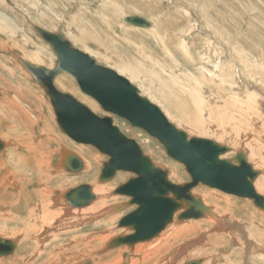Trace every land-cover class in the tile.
<instances>
[{
	"label": "rangeland",
	"instance_id": "374dc122",
	"mask_svg": "<svg viewBox=\"0 0 264 264\" xmlns=\"http://www.w3.org/2000/svg\"><path fill=\"white\" fill-rule=\"evenodd\" d=\"M135 15L152 20L157 32L152 31L153 29L131 27L124 22L126 17ZM0 21V139L6 142L5 149L0 151V158L4 157L3 155L11 148H15V145L21 155L33 152L41 140H44L45 152L47 150L50 152L48 173L40 176L41 179L33 175L30 176V180L27 178L29 186H32L30 189L42 188L47 184L52 192V194L48 193L50 198V196H61L62 192L66 193L72 188L88 183L95 189L99 186L106 187L105 191L110 192V196L104 203L116 207L130 199L114 195L113 192L134 177L132 173L119 172L114 180L100 184L98 178L102 163L107 161L108 157L91 145L76 143L59 128L45 91L33 81L31 75L18 62V59H23L36 66L55 68L57 63L55 53L34 29V26H39L53 33H64L75 48L88 53L99 65L112 68L130 80L139 88L142 96L159 106L168 120L188 133L190 137L210 139L232 147L234 153L225 158H232L236 152L245 149L249 153L250 163L254 169L261 172L255 187L258 193L264 195V0H0ZM186 50L190 55L186 54ZM36 53L40 54L41 62L32 61L27 57ZM159 64L170 68L175 74L181 73L179 69L176 70L178 65H182L196 77L206 79L203 82L205 87L201 90L203 94L207 96L206 91L209 90L217 94L221 100L224 97L228 101L222 103L219 100L215 106L209 104L210 106L207 105L205 111L201 112V107L198 108L187 96L180 94L178 97L173 82H169V75ZM248 66L251 68L248 69ZM229 75L232 77L230 78ZM55 83L61 92L71 94L97 116L113 117L114 124L122 133L135 139L157 166L169 171L170 181L175 184L190 181L185 167L168 157L164 147L156 139L141 129L131 128L125 119L103 111L96 100L81 91L74 77L61 73L56 77ZM246 90L248 92L250 90V94L253 91L257 92L258 102L253 101L252 94V101L243 103L245 96L242 98V95L247 94ZM235 97H239L240 101ZM178 99L182 103L180 106L176 105L179 103ZM226 103L230 106L227 110L224 109ZM254 106H257L258 111ZM246 109L251 114L258 113L259 121H253L254 118H250V113ZM182 111L184 115L181 114ZM243 113L245 121L240 125L238 117ZM191 114L194 117L198 116L199 124L195 125L188 119L187 116ZM6 115L9 117L6 118ZM14 116L22 117V127L18 128L12 124L13 134H6L7 130L11 131L10 122H14V125L21 124ZM7 119H10V122ZM226 132L229 135L243 136L241 145H234L232 140L224 137ZM14 135L25 137L15 138ZM45 136H50L51 139L48 140ZM62 149H68L82 156L91 167L87 166V170L77 175L65 171L60 173ZM31 163L36 164L35 160ZM8 165L12 169L11 164L5 166ZM49 173L58 176L52 185L48 178ZM21 174L20 171L6 177L0 174V214L5 209L4 201H10L8 198L5 199L4 195H17L22 191L23 186L19 182ZM8 179L11 180L7 181ZM193 194L201 197L205 205L223 219L221 223L218 222L222 226L216 223L208 224L209 220L206 218L179 222L175 219L150 241L136 244L134 247L121 246L108 250L107 244L113 238L132 233L130 229L119 228L118 223L134 211L136 206L115 210L114 213L109 212L110 215L104 219V223L97 228H87L82 233L75 231V228L65 230L71 218L63 215L61 219L56 220L54 228L52 222L43 225L42 229L40 224L38 237L27 233L22 240L15 235L17 230L14 225L4 228L5 224L0 220V237L10 238L19 244L13 255L0 257V264H186L200 259L202 264H264V251H262L264 241L250 240L252 238L250 234H254V237L257 234H264V211L258 209L249 199L228 195L206 186H198ZM98 198L93 203L95 206L101 204V198ZM228 200L232 201V206L228 207L226 203ZM50 203L53 204V201ZM37 204L32 202L30 213L29 210L27 211L29 221L36 219L31 211L37 208ZM196 222L201 223V227L191 233L188 229L177 231ZM256 222L261 223L263 228L255 227ZM34 224L35 221L30 224V228L35 229ZM9 230H12V233ZM93 231L99 239L108 236V239L102 242H93L91 249L95 247L94 256H82L85 252L83 249L82 254L80 253L82 257L80 258L79 255L76 258L77 262L69 263L65 258L77 256L79 252L68 248L62 252L65 257L58 255L59 258L57 256L54 258L53 253L58 252L57 247L71 245L73 240L77 242L76 238L79 235L83 236ZM103 233H107V236ZM53 235L59 238L50 239L49 237ZM242 236L245 240H242ZM196 239H199L197 244H195ZM160 241L163 243L159 244ZM242 241L246 245L245 243L243 245ZM258 246L263 248L259 249ZM247 247L251 250H247ZM195 249L198 251L196 252ZM193 250L195 254L192 253ZM216 253L221 254L223 259H215ZM18 256L22 259L17 260ZM171 256L175 257L174 260L168 261Z\"/></svg>",
	"mask_w": 264,
	"mask_h": 264
},
{
	"label": "water",
	"instance_id": "95a60500",
	"mask_svg": "<svg viewBox=\"0 0 264 264\" xmlns=\"http://www.w3.org/2000/svg\"><path fill=\"white\" fill-rule=\"evenodd\" d=\"M125 21L143 29L151 27V22L136 15L128 16ZM34 29L51 46L57 59L56 66L49 69L23 59L18 62L45 91L59 128L76 143L91 145L108 157L102 163L100 183L114 180L119 172L134 175L113 192L130 199L115 210L136 206L118 223L119 228L130 229L132 233L113 238L108 243V250L150 241L175 219L200 220L209 215L222 222L223 219L216 216L201 197L193 194L198 186L249 199L264 211V196L255 187L261 172L254 169L243 151L225 158L232 153L230 147L210 139L190 137L171 123L159 106L142 96L130 80L112 68L102 67L88 53L75 48L64 33H53L39 26ZM61 73L74 77L81 91L96 100L103 111L125 119L131 128L141 129L156 139L168 157L185 167L190 181L183 184L170 181L169 171L157 166L135 139L122 133L113 117H99L71 94L60 92L55 79ZM5 147L0 139V151ZM65 159L68 165H64ZM61 163L74 174L83 170L82 159L67 149L61 151ZM64 198L72 208H84L96 200L88 183L69 190ZM14 250L13 241L0 237V257L10 256ZM202 263L198 260L186 264Z\"/></svg>",
	"mask_w": 264,
	"mask_h": 264
},
{
	"label": "bare ground",
	"instance_id": "6f19581e",
	"mask_svg": "<svg viewBox=\"0 0 264 264\" xmlns=\"http://www.w3.org/2000/svg\"><path fill=\"white\" fill-rule=\"evenodd\" d=\"M127 18V17H126ZM125 18V19H126ZM125 19H124V22L127 24V25H129V26H131V27H136V26H133V25H130V24H128L126 21H125ZM146 19V18H145ZM2 20V19H1ZM149 22H151V27H149V30L150 29H153L152 31H154L155 33L157 32V30H156V25L154 24V22L152 21V20H149V19H147ZM3 22V21H2ZM0 24H1V21H0ZM136 28H140V27H136ZM117 33L119 32V29H118V31H116ZM116 35V34H115ZM158 39V38H157ZM185 49H188V48H186L185 47ZM186 54L187 55H190V53H189V51L188 50H186ZM242 56V55H241ZM28 58H30L32 61H38V62H41V56H40V54L39 53H36V54H31V55H28L27 56ZM245 57V56H244ZM221 59V58H220ZM247 59V58H246ZM158 61V60H157ZM212 61V60H211ZM223 62V61H222ZM247 62V61H246ZM221 63V62H220ZM250 63V62H249ZM222 64V63H221ZM221 64H220V66H221ZM242 64H243V62H242ZM244 64H245V62H244ZM159 66H161V68L163 69V71L167 74V75H169L168 77L170 78L169 79V82L170 83H172L173 82V84H174V86H175V88L177 89V92H178V97H179V95L181 94L182 96L184 95L185 97L187 96L195 105H197L198 106V108L199 107H201V109H200V111L201 112H204L205 111V108L207 107V105H211V106H215V104L216 103H218V101L220 100L221 102L223 101H228V99H225L224 97H223V100H221L220 98H219V96L217 95V94H213V93H211L209 90H207L206 91V93H207V96L205 95V94H203V92L201 91L202 89H204V87H205V85H204V80H206L204 77L205 76H203V78H204V80L203 79H200V78H198V77H196L195 75H193L194 73H190L185 67H183L182 65H178L177 66V70L176 71H178V69H179V71H181V73L179 74H175L172 70H170V68L168 69V68H166V66L165 65H163V64H159ZM250 66V65H249ZM248 66V67H249ZM102 67H104V66H102ZM225 67V66H224ZM245 67H246V64H245ZM107 68V67H106ZM160 68V67H159ZM234 68V67H233ZM251 67H249L248 69H250ZM222 69V68H221ZM204 70V69H203ZM220 70V69H219ZM246 71V70H245ZM212 72V71H211ZM210 72V73H211ZM209 73V72H208ZM254 73V72H253ZM152 74H153V72H152ZM215 74H216V72H215ZM221 75V74H220ZM248 75V74H247ZM262 75V74H261ZM254 76V75H253ZM252 76V77H253ZM229 77L231 78L232 76L231 75H229ZM228 77V78H229ZM256 77V76H255ZM263 77V76H262ZM261 77V78H262ZM250 78H251V76H250ZM232 82V81H231ZM243 83V82H242ZM56 84V83H55ZM250 84V83H249ZM226 85V84H225ZM222 86H224V85H222ZM232 86V85H231ZM220 87V86H219ZM167 89V88H166ZM250 89V88H249ZM206 90V89H205ZM221 90V89H220ZM256 90H257V88H256ZM60 91V90H59ZM172 91V90H171ZM226 91H228V90H226ZM247 91V90H246ZM258 91V90H257ZM61 92V91H60ZM250 90H249V92L247 91V94H245V93H243L244 95H242V98H243V96H245V98H244V100H242L243 101V103H246V102H248L249 100L250 101H252V97H253V101L254 102H258V96H257V92H254L253 91V96H252V94H250ZM220 93H222V92H220ZM250 94V95H249ZM173 95V94H172ZM252 96V97H251ZM145 97V96H144ZM177 97V96H176ZM229 97H231V96H229ZM233 97V96H232ZM240 97V96H239ZM239 97H235V99H238L239 101H240V98ZM174 98V97H173ZM241 98V99H242ZM249 98V99H248ZM171 100V99H170ZM208 100V101H207ZM168 101V100H167ZM189 101V100H188ZM178 102L179 103H177L176 105L177 106H180V105H182V103H181V100H179L178 99ZM222 102V103H223ZM174 103V102H173ZM250 103H252V102H250ZM193 104V105H194ZM213 104V105H212ZM236 104V103H235ZM209 105V106H210ZM249 105H251V104H249ZM255 105V104H254ZM189 106V105H188ZM233 106H234V104H233ZM230 106L226 103V106L224 107V109H228ZM235 107V106H234ZM252 107H253V105H252ZM255 107V109L258 111V109L256 108L257 106H254ZM250 108V107H249ZM194 109V108H193ZM254 109V108H253ZM181 110V109H180ZM189 110V109H188ZM204 110V111H203ZM242 110H244V108H242ZM184 111H186V110H184ZM190 111V110H189ZM235 111V110H234ZM246 111H249L248 109H246ZM191 112V111H190ZM241 112H244V111H241ZM252 112V111H251ZM255 113H256V111H254ZM253 112V113H254ZM94 113V112H93ZM198 113H200V112H198ZM231 113V112H230ZM248 113V112H247ZM249 113H250V111H249ZM260 113V112H259ZM181 114H183V111H182V113ZM180 114V115H181ZM234 114V113H233ZM232 114V115H233ZM184 115V114H183ZM182 115V116H183ZM192 115V114H191ZM187 116L188 117V119H190L191 121H193V123L195 124V125H197V124H199L198 123V121H197V117H194L193 115L192 116ZM197 115V114H196ZM228 115V114H227ZM240 115V114H239ZM250 115V118L251 117H253L254 119H252L253 121H259V116H258V113H256L255 115L254 114H249ZM181 116V117H182ZM247 116H248V114H247ZM9 116H7L6 115V118H8ZM184 117V116H183ZM233 117V116H232ZM243 117H245V114L243 113V115H241V116H239L238 117V121L240 122L239 124L240 125H242V122L243 121H245V119L243 118ZM211 118V117H210ZM213 119V118H212ZM233 119V118H232ZM236 119V118H235ZM9 122H10V119H7ZM12 120V119H11ZM15 120V119H14ZM184 120V119H183ZM237 120V119H236ZM13 121V120H12ZM230 121H232V120H230ZM11 123V127H10V132H9V130H7V128H6V130H7V132H6V134H9V135H12L13 134V131H14V128H13V126H14V122H10ZM57 123V122H56ZM172 123V122H171ZM175 123V122H174ZM179 123V122H178ZM202 123V122H201ZM12 124H13V126H12ZM248 124V123H247ZM262 124V123H261ZM193 125V124H192ZM254 125H256V124H254ZM258 125V124H257ZM186 126V125H185ZM202 126V125H201ZM253 126V125H252ZM202 127H205V126H202ZM232 128V127H231ZM233 129V128H232ZM233 131V130H232ZM228 132V131H227ZM224 133L225 134V136L224 137H226L228 140H232L233 141V143H234V145L235 144H240L241 145V138L243 137V136H239L240 134H228V133ZM234 132V131H233ZM246 132V131H245ZM231 133V132H230ZM222 134V133H221ZM244 134V133H243ZM263 134H264V131H263ZM14 137L15 138H19L20 136L19 135H14ZM46 137V139H48V140H50L51 139V137L50 136H45ZM264 137V136H263ZM1 138V137H0ZM232 138V139H231ZM9 141H10V139H8ZM231 141V142H232ZM243 141V140H242ZM238 142V143H237ZM4 144H5V142H4ZM6 146V145H5ZM17 145H15V148H11L10 150H9V152L8 153H6L5 155H4V159H1L0 160V169H3L4 170V172H5V174H7V175H12V174H14L15 172H16V168L19 166V165H21V164H23V163H25V158H24V156L23 155H21L19 152H18V149H17V147H16ZM225 146H227V145H225ZM259 146V145H258ZM229 147V146H228ZM231 148V152L232 153H234V149L232 148V147H230ZM258 149V148H257ZM260 149H262V146L260 145ZM62 151V150H61ZM61 151H60V161H61ZM69 151V150H68ZM240 151H243L245 154H246V156H247V158H248V161L250 162V157H249V153L247 152V151H245V149L244 150H240ZM76 154V153H75ZM231 154V153H230ZM264 154V153H263ZM229 155V154H228ZM39 156H41V157H43L44 158V160H45V162H42V160H41V163L43 164V163H45V165H46V167L44 168V173H48V170L50 169L48 166V160H49V157H50V152H48V150H47V152H45V147H43V149H42V147H40V150H39ZM80 157V156H79ZM81 158V157H80ZM82 159V158H81ZM83 161V160H82ZM30 162V161H29ZM28 162V163H29ZM63 163H64V165H68V161H67V159H65V161H63ZM6 164H11L12 165V169H11V167L8 165V166H5ZM42 164H40V168H39V171H42L41 170V165ZM89 164V163H88ZM61 165H62V163H61ZM61 165H60V167H61ZM64 165H62L63 167H64ZM88 165H87V162L85 161V163H84V161H83V170L80 172V173H82L83 171H85V170H87L88 169V167H91L90 165L87 167ZM36 168H37V164H36ZM59 168V167H58ZM87 168V169H86ZM47 169V170H46ZM60 169V173H65V172H63L62 170H61V168H59ZM64 170H66L65 168H64ZM37 171V170H36ZM36 171L35 172H33V174L36 176ZM67 171V170H66ZM50 172H51V170H50ZM67 173H71V172H68L67 171ZM50 174V173H49ZM71 174H74V173H71ZM79 174V173H78ZM43 174H41L40 176H42ZM61 175V174H60ZM77 175V174H76ZM40 176H39V178H40ZM36 177H38V176H36ZM56 178H58V176H54V175H51L50 174V185H52V182L56 179ZM41 179V178H40ZM46 179V178H45ZM98 182H99V179H98ZM20 183H22V185H23V189L26 191V188H28V186H29V183L27 184L25 181H24V179H20ZM43 183V182H42ZM100 183V182H99ZM100 184H103V183H100ZM15 185V187L17 188V185L16 184H14ZM28 185V186H27ZM12 186V185H11ZM92 186V185H91ZM97 186V185H96ZM92 188H93V186H92ZM29 189V188H28ZM73 189V188H72ZM105 189H106V187H101V186H99L98 188L96 187V189L95 188H93V193H94V195L96 196V200L94 201V202H92L89 206H87V207H84V208H72V207H70L69 205H68V203H67V201H66V199L64 198V193L65 192H62L63 194H61V196H55V197H52V196H50V198H49V192H50V194H52V192L49 190V188H47L46 187V184H44V187H42V188H37L36 189V193H35V195L37 196V198H38V203H39V209L38 208H36L35 210H32L31 212L34 214V217L36 218V219H34V221H35V229H32V228H30V224L31 223H33L34 221H29V218H28V220L26 221V219H24V220H20V221H18L17 219H16V217L13 215V213H11V214H9V213H6V214H9V215H5V217H4V220H3V223L5 224H3L4 225V228H5V226L8 228L9 226H12V225H14V227H15V230H17V232H16V236H18L21 240H22V237L24 236L25 237V235L28 233H32V235H36V237H38L39 235H40V230H39V225L41 224V229L42 228H44V226L43 225H46V224H48V222H52L53 223V225H52V227L54 228L55 226H56V220L57 219H61L62 218V216L63 215H65L66 217H69V218H71V220H72V222H71V220H69V222L67 223V225H66V228H65V230L66 229H73V228H75V231H77V232H80L81 231V233L84 231V230H86L87 228H97L100 224H102V223H104L105 222V218L108 216V215H110L109 214V212H111V213H114L113 211H115V207H110V206H107V205H105V201L108 199V197L110 196V192H108V191H105ZM71 190V189H70ZM107 192H108V194H107ZM264 193V192H263ZM264 196V195H263ZM98 197H100L101 198V201H100V205H94L93 203H95L99 198ZM49 199H50V201L52 202L53 201V204H51L50 203V201H49ZM54 199V200H53ZM232 201L231 200H228L226 203H228L227 205H228V207L229 206H232V204L233 203H231ZM99 203V202H98ZM97 203V204H98ZM51 204V205H50ZM121 204V203H120ZM52 205H53V207H52ZM118 205V204H117ZM107 206V207H106ZM209 207V206H208ZM222 208H224V207H222ZM231 208V207H230ZM233 208V207H232ZM212 209V208H211ZM78 210L80 211V212H78ZM213 210V209H212ZM226 210V209H225ZM220 211V210H219ZM228 211H230V210H228ZM234 211V210H233ZM248 214H249V212H248ZM31 215V214H30ZM29 215V216H30ZM33 216V215H32ZM31 216V217H32ZM109 217V216H108ZM224 217V216H223ZM68 218V219H69ZM206 219H208L209 221H208V224H213V223H216L217 225H220L219 223H221V222H215V219H213V218H211L209 215H206V217H205ZM253 218V217H252ZM256 218V217H255ZM203 219V218H202ZM213 219V220H212ZM257 219V218H256ZM64 220H66V219H64ZM111 220H113V219H111ZM115 220V219H114ZM227 220V219H226ZM253 220H254V218H253ZM67 221V220H66ZM108 221V220H107ZM194 221V220H193ZM179 222V221H178ZM239 222V221H238ZM250 222V221H249ZM255 222V221H254ZM253 222H251V224H252ZM57 224H58V222H57ZM106 224V223H105ZM201 224V223H200ZM200 224H198V222H196V224H190L191 226L190 227H184V228H180V229H177V231L179 232L180 230H184V229H188V231H189V233H191L192 231H194V230H197L199 227H201V225ZM228 224V223H227ZM61 225H62V223H61ZM71 225H74V226H71ZM224 225H226V224H224ZM230 225V224H229ZM254 225H256L255 227H257L258 226V228H259V226H262V224L261 223H257L256 222V224H254ZM253 225V226H254ZM63 226V225H62ZM220 226H222V225H220ZM264 226V225H263ZM263 226H262V228H263ZM229 227V226H228ZM61 228V227H60ZM63 228V229H64ZM177 228V227H176ZM230 228V227H229ZM240 228H241V226H240ZM246 228H248V227H246ZM49 229V228H48ZM239 229V228H238ZM260 229V228H259ZM4 232H5V230L4 229H2ZM33 230V231H32ZM43 230H45V229H43ZM108 230V229H107ZM228 230V229H227ZM254 230V229H253ZM264 230V229H263ZM11 233H12V230H9ZM97 231V230H96ZM244 231H245V229H244ZM95 231H93V232H91V233H87V234H85V235H79L76 239H77V242H76V240H73V243H70L71 245H67V246H63V248H61V247H57V250L56 251H58L57 253H53V256H54V258H56V256H57V258H59V256H61V255H63L64 257H65V254H62V252H63V250H65V249H68V248H70V249H72V250H74V251H78L79 252V254H77V256H75L74 255V257H72V258H65V260L66 261H69V263L70 262H73V261H76V260H78V259H76L79 255H80V258L84 255V256H88V255H90V256H94V254H95V247L93 248V250L91 249L93 246V242H95V243H98L99 241H104L105 239H108V236L106 235L107 233H108V231H106L107 233H103V234H105V236H107V237H103V238H101V239H99V237L98 236H96V234L94 233ZM105 232V231H104ZM174 232V231H173ZM178 232H176V234H178ZM243 232V231H242ZM241 232V233H242ZM250 232V231H249ZM260 232H261V230H260ZM264 232V231H263ZM263 232H261V233H263ZM7 233H8V231H7ZM110 233V232H109ZM248 233V232H247ZM246 233V234H247ZM44 234V233H43ZM102 234V235H103ZM249 234V233H248ZM7 235V234H6ZM244 235H245V233H244ZM251 236H252V238L250 239V240H252V241H256V242H259V241H264V239H262V237L264 238V234H257L255 237H254V234H250ZM239 236V235H238ZM240 236H241V234H240ZM35 237V238H36ZM95 237H98V238H95ZM164 237H166V236H164ZM244 236H242L241 238H242V240L244 239L243 238ZM27 238V237H26ZM25 238V239H26ZM50 239H55V238H59L58 236H55V235H53V236H50L49 237ZM95 238V239H94ZM4 239V238H3ZM75 239V238H74ZM202 239V238H201ZM234 239V238H233ZM240 239V238H239ZM248 240H249V238H247ZM5 240H11V241H13L12 239H5ZM165 240H166V238H165ZM236 240V239H235ZM245 240V239H244ZM53 242H54V240H52ZM52 241H50V244H51V242ZM195 241H197L195 244H197V243H199V240L198 239H196ZM237 241V244H239V241L238 240H236ZM14 242V241H13ZM58 242V241H57ZM161 242L162 241H160V243L159 244H161ZM250 242V241H249ZM24 243V242H23ZM163 243V242H162ZM245 243V242H244ZM244 243H243V241H242V244L244 245ZM247 243H248V241H247ZM14 244H15V250H14V253L17 251V245H18V248H19V244L17 243V242H14ZM205 244V243H204ZM241 244V245H242ZM205 245H207V244H205ZM245 245H246V243H245ZM248 245V244H247ZM259 245H260V243H259ZM107 246H108V244H107ZM200 246V245H199ZM239 246V245H238ZM250 246V245H249ZM253 246H255V245H253ZM76 247H78V248H76ZM81 247V248H80ZM145 247V246H144ZM209 247V246H208ZM259 247V249H262L263 247L262 246H258ZM40 248V247H39ZM38 248V249H39ZM159 248H161V247H159ZM188 248V247H187ZM202 248V247H201ZM244 248V247H243ZM76 249H78V250H76ZM83 249H85V252L82 254V250ZM138 249V248H137ZM141 249H143V248H141ZM140 249V250H141ZM247 250H251V248L250 249H248V247L246 248ZM258 249V250H259ZM181 250H182V248H181ZM196 250V249H195ZM195 250H193L192 251V253H196L198 250H196V252H195ZM203 249H201V251H202ZM206 250H209V249H206ZM138 251V250H137ZM256 251V250H255ZM260 251V250H259ZM262 251H264V250H262ZM36 252V251H35ZM39 252H40V250H39ZM179 252H180V250H179ZM204 252V251H203ZM203 252H202V254H203ZM247 252V251H246ZM13 253V254H14ZM41 253V252H40ZM82 254V256H81V254ZM199 253H200V250H199ZM231 253V252H230ZM250 253H252V252H250ZM12 254V255H13ZM97 254V253H96ZM183 254V253H182ZM187 254V253H186ZM185 254V255H186ZM201 254V253H200ZM219 254V253H218ZM228 254V253H227ZM34 255H35V253H34ZM38 255H39V253H38ZM59 255V256H58ZM149 255V254H148ZM184 255V254H183ZM182 255V256H183ZM204 255V254H203ZM212 255V254H211ZM250 255V254H249ZM164 256H165V254H164ZM181 256V257H182ZM4 257H7V256H4ZM68 257V256H67ZM70 257V256H69ZM180 257V256H179ZM180 257V258H181ZM185 257V256H184ZM215 257V259H223V256L220 254V255H217V253H216V255L214 256ZM247 257H248V255H247ZM121 258V257H120ZM170 258V257H169ZM174 256L172 257L171 256V258L168 260V261H171V260H174ZM250 258V257H249ZM17 260H20V259H22V258H20L19 256L16 258ZM85 259H86V257H85ZM212 259V258H211ZM88 260V259H87ZM86 260V261H87ZM97 260V259H96ZM101 260V259H100ZM99 260V261H100ZM122 260V259H121ZM167 260V259H166ZM201 260V259H200ZM210 260V259H209ZM58 261V260H57ZM56 261V262H57ZM85 261V260H84ZM83 261V262H84ZM95 261V260H94ZM77 262V261H76ZM123 262V261H122ZM136 262V261H135ZM160 262V261H159ZM164 262V261H163ZM178 262V261H177ZM95 263V262H94ZM97 263H98V261H97ZM168 263V262H167ZM169 263H171V262H169ZM205 263V262H204ZM50 264V263H49ZM68 264V263H67ZM71 264V263H70ZM182 264V263H181ZM206 264V263H205ZM250 264V263H249Z\"/></svg>",
	"mask_w": 264,
	"mask_h": 264
},
{
	"label": "crops",
	"instance_id": "0c3cea01",
	"mask_svg": "<svg viewBox=\"0 0 264 264\" xmlns=\"http://www.w3.org/2000/svg\"><path fill=\"white\" fill-rule=\"evenodd\" d=\"M15 119H17V122L21 123L22 122V117H19V116H14ZM15 127H22V123L19 124V125H14ZM25 136H21L20 138H23L24 139ZM15 143V142H14ZM17 144V143H15ZM40 147H44V140H41L38 142L37 146L35 147V150H33V152H26V153H22V155L24 156L25 158V163L19 165L17 168H16V172H21L22 174L20 175L22 179H24V181L28 184L29 181L28 179L30 178V176H34L35 175L33 174V172H35L36 170V176H40L41 174H44V168L46 167L45 163H41V160L42 162H45L44 158L39 156V150H40ZM18 149V147H17ZM68 150V149H67ZM72 152V151H71ZM4 156V155H3ZM80 156V155H79ZM82 158V160L84 161L85 163V160L82 156H80ZM5 157H2L0 158L1 159H4ZM35 160V163L37 164V168L35 167V165H32V161ZM30 161V162H29ZM64 161V160H63ZM29 162V163H28ZM40 164L41 165V170L42 171H39V168H40ZM60 165H61V161H60ZM62 167V171L64 172H67L66 170H64V167L61 165ZM47 170V169H46ZM4 171L3 169H0V174L1 172ZM14 173V174H15ZM4 177L6 176H9L7 174H5V172L2 173ZM13 175V174H12ZM28 178V179H27ZM48 178L50 180V174H48ZM30 180V179H29ZM9 181V179L7 180ZM20 182V181H19ZM22 184V183H21ZM23 186V185H22ZM67 186V185H66ZM46 187L50 189V186L46 184ZM37 189V188H36ZM36 189H28L26 188V191L24 189H22V191L20 193H18L17 195L16 194H5L4 197L5 199H9L10 201H4V203L6 204L4 206V210L1 212L0 214V220H4V217L5 215H9L11 213H13V215L16 217V219L18 221L20 220H24L26 219V221L28 220V210H29V213H30V207L32 206V202L33 203H38V198L37 196L35 195V191ZM68 192V191H67ZM66 192V193H67ZM66 193H64L63 195H65ZM37 202H36V201ZM37 208L39 209V203L37 204ZM6 213H9V214H6ZM185 227H190V226H185ZM184 228V227H182ZM4 239H8V238H5ZM199 240V239H198ZM15 242V241H14ZM17 248H18V245H17Z\"/></svg>",
	"mask_w": 264,
	"mask_h": 264
},
{
	"label": "flooded vegetation",
	"instance_id": "af4514ba",
	"mask_svg": "<svg viewBox=\"0 0 264 264\" xmlns=\"http://www.w3.org/2000/svg\"><path fill=\"white\" fill-rule=\"evenodd\" d=\"M4 142H5V141H4ZM5 144H6V142H5ZM3 172H4V171H2L1 174H2ZM10 180H11V179H10ZM10 180H9V181H10ZM31 184H32V182H31ZM27 186H28V185H27ZM31 187H32V186H31ZM31 187L28 186V188H31ZM2 238H4V237H2Z\"/></svg>",
	"mask_w": 264,
	"mask_h": 264
}]
</instances>
